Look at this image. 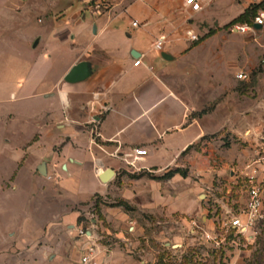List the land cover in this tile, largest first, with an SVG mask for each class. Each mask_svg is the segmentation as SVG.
Instances as JSON below:
<instances>
[{
	"label": "crops",
	"instance_id": "obj_1",
	"mask_svg": "<svg viewBox=\"0 0 264 264\" xmlns=\"http://www.w3.org/2000/svg\"><path fill=\"white\" fill-rule=\"evenodd\" d=\"M21 1L0 0V27L40 25L25 41L40 56L38 72L30 70L21 87L8 92L10 100L28 102L34 112L21 118L0 115V162L8 166L0 169V264H80L82 250L94 242L79 237L77 207L93 203L97 195L118 194L132 202L144 184L156 188L136 177L123 155L145 148L144 167L169 172L190 160L184 153L207 136L226 130L245 138L257 120L217 103L231 88L235 42L217 33L195 45L186 35L207 33L191 21L208 19L212 0L192 18L180 0H101L110 5L102 13L87 9L90 0ZM261 1L243 0L242 10ZM232 6L231 0H217L214 10ZM160 37L166 42L157 52L152 46ZM80 64L87 77L66 82ZM209 104L213 108L198 116ZM246 105V112L253 109ZM91 120L101 123L100 146L90 145ZM251 157L237 150L234 158L244 165ZM43 162L45 175L37 170ZM96 168L102 171L97 177ZM106 169L115 177L103 184L99 178ZM222 172L218 165L191 170L205 186ZM102 214L109 220L108 212ZM89 222L94 238L96 226ZM114 237L127 240L121 231ZM96 248L95 264H141L131 256L114 259L110 246Z\"/></svg>",
	"mask_w": 264,
	"mask_h": 264
},
{
	"label": "rangeland",
	"instance_id": "obj_2",
	"mask_svg": "<svg viewBox=\"0 0 264 264\" xmlns=\"http://www.w3.org/2000/svg\"><path fill=\"white\" fill-rule=\"evenodd\" d=\"M231 1V8L217 12L214 10L217 0H212L207 9L209 18L194 19L191 23L201 33L213 30L215 37L218 33L235 42L238 56L231 74V88L225 89L217 103H228L232 109L236 106L242 117L245 113L254 116L257 120L254 129L239 139L226 130L207 136L184 153L183 156L190 154V160L172 168L178 171L175 181L171 179L175 175L161 178L167 172L134 173L156 184V188L144 184L132 202H125L118 194H109L106 199L97 195L93 203L79 205L76 210L82 219L96 221L92 241L97 246L112 247L114 259L131 256L141 264H264V220L255 221L242 232L231 228L233 219L244 222L248 202L243 173L250 158L239 165L234 158L236 151L246 150L253 158L258 146L264 143V26L244 35L230 32L231 26L251 20L249 11V20L238 19L227 26L252 4L260 3L259 10L264 11V0L253 2L244 10L243 0ZM229 18L226 24L222 22ZM39 28L38 24L22 22L0 27V115L13 113L21 118L34 112L28 109V102L10 100L8 92L21 87L27 72H38L39 49H28L25 41ZM236 73H243L246 78L237 80ZM220 81L222 86L226 81L224 75ZM246 103L252 104L251 111L246 112ZM212 105L205 109H211ZM199 165L216 169L218 165L223 172L214 173L211 186H205L199 181L200 174H191ZM7 168L6 162H0V169ZM103 209L108 212L109 220L102 214ZM121 212L126 215L124 220L120 218ZM89 220L84 227L88 230ZM118 231L125 235L126 242L114 237Z\"/></svg>",
	"mask_w": 264,
	"mask_h": 264
},
{
	"label": "built area",
	"instance_id": "obj_3",
	"mask_svg": "<svg viewBox=\"0 0 264 264\" xmlns=\"http://www.w3.org/2000/svg\"><path fill=\"white\" fill-rule=\"evenodd\" d=\"M183 9L189 11L192 18L193 15L202 11L205 7L209 5L210 0H180ZM87 9L93 13H102L110 9V5L101 0H90L87 3ZM135 22L133 26H135ZM254 25L264 26V11L259 10L254 19ZM253 26H248L246 24H236L231 26L229 29L232 33L247 34L253 33L256 29ZM188 39L192 42L198 41L199 37L197 34L188 31L186 32ZM166 42L165 37L158 38L153 44L152 48L161 52L163 46ZM140 64L139 60L134 62V65L137 66ZM238 80H244L246 75L239 73L236 75ZM88 132L90 137V145H98V141L102 139L100 127L101 123L98 121H89L88 123ZM147 157V150L145 148H134L125 155L122 156L123 163L128 167V169L133 172L147 171L151 172L148 168L144 167L143 163ZM101 169H95V176L97 177L101 173ZM247 181V212L244 222L239 218L233 219L231 221V228L236 229L238 232L245 231L249 228L255 221L264 220V214L262 213L263 204H264V143L258 146V149L253 158H251L245 167V172L243 173ZM96 222L95 220H91ZM79 230V237L84 238L87 242L93 240L92 235L89 233L88 229H85L81 224ZM97 253V248L94 243L87 245L82 250V256L80 259V264H95L94 258Z\"/></svg>",
	"mask_w": 264,
	"mask_h": 264
},
{
	"label": "water",
	"instance_id": "obj_4",
	"mask_svg": "<svg viewBox=\"0 0 264 264\" xmlns=\"http://www.w3.org/2000/svg\"><path fill=\"white\" fill-rule=\"evenodd\" d=\"M259 26L254 25V28H258ZM36 45V43H35ZM34 45V46H35ZM161 57L163 59H168L169 57L162 54ZM84 65L80 64L77 67H75L66 77H65V81L66 82H77V81H81L83 79H85L87 77V72L84 71ZM38 172L41 175H45V162H43L38 168H37ZM115 177V172L112 169H106L102 175L100 176L99 180L101 181V183L103 184H107L108 182H110L113 178Z\"/></svg>",
	"mask_w": 264,
	"mask_h": 264
},
{
	"label": "trees",
	"instance_id": "obj_5",
	"mask_svg": "<svg viewBox=\"0 0 264 264\" xmlns=\"http://www.w3.org/2000/svg\"><path fill=\"white\" fill-rule=\"evenodd\" d=\"M260 9V3H258V4H252L248 9H247V11L245 12V13H243L239 18H237V19H235L234 21H232L231 23H229L227 26H231V25H233L238 19H245V18H248L249 16H248V11H249V15H250V17L249 18H251V20H249V18H248V22H245V24L246 25H248V26H253L254 25V19H255V17H256V14H257V12H258V10ZM226 26V27H227ZM214 34V31L213 30H209V32L205 35V36H203V37H201V38H199L198 39V41H196V42H194V44L196 45V44H198L202 39H204V38H207V37H209V36H211V35H213ZM213 108V105L211 106V109ZM211 109H203L200 113H198V116H201V115H203V114H206L208 111H210ZM178 173V171H169V172H167L166 173V175H164L163 177H161L162 179L163 178H171L173 175H175V174H177ZM140 177V176H139ZM183 177H185V175L183 174ZM94 204H95V202H94ZM124 205V204H123ZM99 218H100V216H99ZM100 220V219H99ZM78 224H83L82 226L83 227H86V225L88 224V220H84V219H82V217L81 216H79L78 217Z\"/></svg>",
	"mask_w": 264,
	"mask_h": 264
},
{
	"label": "snow or ice",
	"instance_id": "obj_6",
	"mask_svg": "<svg viewBox=\"0 0 264 264\" xmlns=\"http://www.w3.org/2000/svg\"><path fill=\"white\" fill-rule=\"evenodd\" d=\"M189 3H191V0H189Z\"/></svg>",
	"mask_w": 264,
	"mask_h": 264
}]
</instances>
